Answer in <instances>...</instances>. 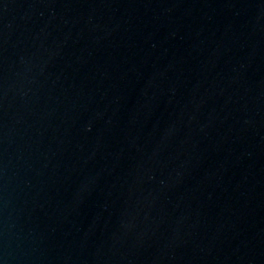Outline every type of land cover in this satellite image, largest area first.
Masks as SVG:
<instances>
[{
	"label": "water",
	"instance_id": "obj_1",
	"mask_svg": "<svg viewBox=\"0 0 264 264\" xmlns=\"http://www.w3.org/2000/svg\"><path fill=\"white\" fill-rule=\"evenodd\" d=\"M0 264H264V0H0Z\"/></svg>",
	"mask_w": 264,
	"mask_h": 264
}]
</instances>
